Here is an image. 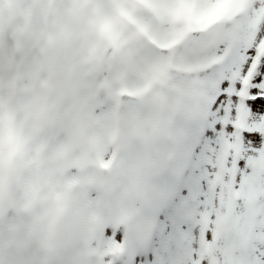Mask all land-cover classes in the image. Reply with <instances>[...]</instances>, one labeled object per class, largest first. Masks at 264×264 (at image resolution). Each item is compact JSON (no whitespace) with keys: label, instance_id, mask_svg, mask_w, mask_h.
<instances>
[{"label":"rangeland","instance_id":"obj_1","mask_svg":"<svg viewBox=\"0 0 264 264\" xmlns=\"http://www.w3.org/2000/svg\"><path fill=\"white\" fill-rule=\"evenodd\" d=\"M225 11L220 0L196 21L202 29L197 41L201 57L219 40L230 39L215 25ZM185 14L187 22L181 20ZM4 19L9 39L3 37ZM166 20L168 31L184 29L179 41L193 39L190 9L172 0H0V249L6 264L9 254L16 264H60L70 234L90 258L107 222L123 225V213L134 208L126 228L147 226L150 211L170 194L183 141L200 119L208 87L200 59L182 56L192 72L188 78L169 76L172 83L154 90L150 109L130 103L120 113L118 106L122 88L145 92L147 80L168 75L167 61L176 62L175 50L186 46L187 41L165 49L152 41L148 30L159 32ZM11 49L15 58L8 71ZM12 91L13 104L8 101ZM155 109L183 136L179 142L127 144L138 154L152 150L170 161L158 174L154 163L148 164V171L140 169V184L121 186L127 168H121L117 182L112 171L100 167L118 157L120 131L125 135L130 125L125 115L138 114L145 125L147 113ZM148 127L142 131L150 132ZM140 195L147 198L145 208L132 202Z\"/></svg>","mask_w":264,"mask_h":264},{"label":"snow or ice","instance_id":"obj_2","mask_svg":"<svg viewBox=\"0 0 264 264\" xmlns=\"http://www.w3.org/2000/svg\"><path fill=\"white\" fill-rule=\"evenodd\" d=\"M190 9L192 40L179 55L200 59L208 87L200 119L184 139L170 194L150 211V223L103 226L90 258L70 234L60 264H264V0H224L215 22L230 39L201 57L196 21L220 0H172ZM181 20L187 22L185 14ZM167 30H148L170 49ZM0 264H6L0 249ZM7 264H16L9 254Z\"/></svg>","mask_w":264,"mask_h":264},{"label":"trees","instance_id":"obj_3","mask_svg":"<svg viewBox=\"0 0 264 264\" xmlns=\"http://www.w3.org/2000/svg\"><path fill=\"white\" fill-rule=\"evenodd\" d=\"M189 37L181 39L179 47L182 45L183 42L187 41ZM179 52L180 51H178V49L175 50L174 56L176 59H178L176 62H173L170 60V61H167V65H165L166 68L164 69L170 70L168 75L157 74L155 75V77H150L147 80V83L145 86L146 88L145 92H141V89L139 87H134L131 90L122 88L123 90H121V92L118 93V104H119L118 106H119L120 113L122 112V110L125 111L127 109L126 111H128L131 108L130 103H135L138 105V107L143 106L147 109H150L149 103L154 101V98L152 97L154 90L159 87L165 88L162 86L164 83L165 84L172 83L171 81L172 79L169 76L179 77V78L181 77L188 78V75L192 72V70L190 69L188 63H182V62H185V60H180L182 56L179 55ZM169 66L172 68H170ZM201 66L202 65L200 64V67ZM195 83H199V81L197 80V81L191 82V84H195ZM200 85L204 86L202 84H199L198 86ZM198 86L196 87V89L198 88ZM184 91H188V90H184ZM158 97L160 96L158 95ZM122 103H123V109H122ZM139 111L140 110H138V112ZM160 112L155 109L152 113H147V116L149 119L147 120V124L145 125H142L139 123L140 116H138V114L134 116L125 115V119H124L125 122L129 123L131 127L133 125L136 128V131H133L130 125H129V128H126L127 132L125 135H123L124 134L123 131H120V135H122V137L119 136L120 147L118 149V152H119L118 157L114 159L113 164L100 167L103 170L112 171L111 173L113 175V178H115L117 182H119V180L122 178V177H119V174H118L121 168L122 167L127 168V170L129 171V176L128 177L126 176L125 179L121 180V186H123L124 184H129L130 181H131V184H136V183L140 184L142 180L141 177H138L139 173H142L140 169H143L145 167L148 171V164L150 165L151 163H154V165L157 167V170H158L156 174H158L159 170L163 167H166L165 164H167L170 161V158H168L163 162V159L154 155V153H152V150L151 152H148V154H142V153L138 154L134 148L127 147V144H130V143L134 146L139 145L140 141L142 140H147V141L156 143V141L159 142L161 140L167 141V139H172V142H179L178 139L183 136V131H181L180 129L177 130L174 128L173 125H170L167 122V120H165L167 119V117L163 115L164 113H160ZM149 125L150 126L152 125V129L150 130V132H143L149 129L148 127ZM163 125H166V126L161 128ZM169 128L174 131L173 135L171 132L167 131V129ZM125 143H126V147H123L125 146L124 145ZM153 152H155V148L153 149ZM152 157L153 159L151 160ZM138 159L140 160L139 162H138ZM151 174H153V172ZM113 198L114 196H112L111 201ZM137 198L139 199H137L136 201H132V202L138 204L139 207L144 206L145 208L146 207L145 200H147V198H145L142 195H140L139 197L137 196ZM151 201H152V197H150V202ZM106 204H107V199H106ZM132 209L134 208H129V210L126 213H123L125 220L128 219L127 217L131 216ZM125 220H124V223L126 222ZM124 223L123 225H125Z\"/></svg>","mask_w":264,"mask_h":264},{"label":"bare ground","instance_id":"obj_4","mask_svg":"<svg viewBox=\"0 0 264 264\" xmlns=\"http://www.w3.org/2000/svg\"><path fill=\"white\" fill-rule=\"evenodd\" d=\"M110 3H111V2H110ZM0 32H1V31H0ZM104 61H105V60H104ZM100 63H101V62H100ZM101 64H102V63H101ZM95 66H96V65H95ZM93 67H94V64H93ZM100 67H101V66H100ZM95 72H96V71H95ZM97 72H99V71L97 70ZM93 75H94V74H93ZM96 75H97V74L95 73V78H96ZM98 75H100V74H98ZM102 75H103V74H102ZM89 76H91V75H89ZM92 79H94V78H92ZM110 112H111V111H110ZM98 117H99V116H98ZM97 120H98V119H97ZM92 121H93V120H92ZM99 121H100V120H99ZM108 131H109V130H108ZM103 132H104L103 129H101L100 132L98 133V134H99L98 138H100V139H101V137L103 138V135H102ZM109 132H110V131H109ZM98 134H97V135H98ZM107 134H108V132H107ZM108 135H109V134H108ZM98 140H99V139H98ZM93 143H94V142H93ZM99 145H100V144H99ZM93 146H94V145H93ZM95 146H96V148L99 147V146H97L96 144H95ZM101 166H104V165H101Z\"/></svg>","mask_w":264,"mask_h":264}]
</instances>
